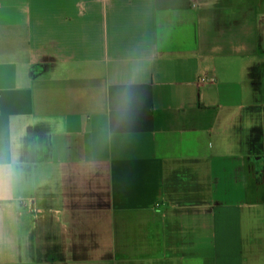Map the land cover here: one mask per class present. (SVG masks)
Returning a JSON list of instances; mask_svg holds the SVG:
<instances>
[{
	"label": "crops",
	"instance_id": "crops-1",
	"mask_svg": "<svg viewBox=\"0 0 264 264\" xmlns=\"http://www.w3.org/2000/svg\"><path fill=\"white\" fill-rule=\"evenodd\" d=\"M257 7L0 0V264H264Z\"/></svg>",
	"mask_w": 264,
	"mask_h": 264
},
{
	"label": "flooded vegetation",
	"instance_id": "flooded-vegetation-1",
	"mask_svg": "<svg viewBox=\"0 0 264 264\" xmlns=\"http://www.w3.org/2000/svg\"><path fill=\"white\" fill-rule=\"evenodd\" d=\"M255 2L256 0H209V4L212 7H217V9L219 8V10L225 12V16L228 18V21H226V24L223 26L224 28H221L220 31H216L217 34L227 33V31L223 30L229 28L230 30H236L255 8ZM254 64L248 68L246 78H248L249 84L253 87L255 92L258 95L264 96V60L262 59ZM251 149L253 151L258 150V152H254L255 156H259L258 160H260L257 164L258 174H256V178L258 182L264 184V129L259 128L257 132H254L251 141ZM257 199L264 205V196L261 195L257 197Z\"/></svg>",
	"mask_w": 264,
	"mask_h": 264
},
{
	"label": "water",
	"instance_id": "water-1",
	"mask_svg": "<svg viewBox=\"0 0 264 264\" xmlns=\"http://www.w3.org/2000/svg\"><path fill=\"white\" fill-rule=\"evenodd\" d=\"M223 1V0H221ZM256 5L258 6V11L261 12V13H264V0H256ZM219 9V8H218ZM217 10V7H213L210 12H209V15L207 17V25L209 27V29L213 30L215 27L214 25V21H215V12ZM226 30H230L229 29H226Z\"/></svg>",
	"mask_w": 264,
	"mask_h": 264
},
{
	"label": "rangeland",
	"instance_id": "rangeland-1",
	"mask_svg": "<svg viewBox=\"0 0 264 264\" xmlns=\"http://www.w3.org/2000/svg\"><path fill=\"white\" fill-rule=\"evenodd\" d=\"M221 10H218L217 12H215V21H214V25H215V27H217V28H220V27H223L224 26V24H221L220 22H219V20H220V15H221ZM228 15V14H227ZM219 25H221V26H219ZM255 66H257L256 64H254ZM229 236H230V239H232L231 241H230V245H232V246H237L238 244H240V241H242V235L240 236V238H238L237 239V237H238V234H235L234 232H231L230 234H229ZM233 241L234 242H238V243H236V244H234L233 243ZM246 240H244V242H245ZM205 242H206V240H205ZM218 242H219V240H218ZM207 243V242H206ZM207 246V245H206ZM206 249V248H205Z\"/></svg>",
	"mask_w": 264,
	"mask_h": 264
},
{
	"label": "clouds",
	"instance_id": "clouds-1",
	"mask_svg": "<svg viewBox=\"0 0 264 264\" xmlns=\"http://www.w3.org/2000/svg\"><path fill=\"white\" fill-rule=\"evenodd\" d=\"M4 183V173L2 170H0V193H2L4 190Z\"/></svg>",
	"mask_w": 264,
	"mask_h": 264
},
{
	"label": "built area",
	"instance_id": "built-area-1",
	"mask_svg": "<svg viewBox=\"0 0 264 264\" xmlns=\"http://www.w3.org/2000/svg\"><path fill=\"white\" fill-rule=\"evenodd\" d=\"M205 80H206V79H205ZM205 80H204V81H205Z\"/></svg>",
	"mask_w": 264,
	"mask_h": 264
}]
</instances>
